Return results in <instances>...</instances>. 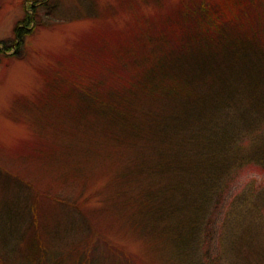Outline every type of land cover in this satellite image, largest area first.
<instances>
[{
  "label": "trees",
  "instance_id": "16d2710c",
  "mask_svg": "<svg viewBox=\"0 0 264 264\" xmlns=\"http://www.w3.org/2000/svg\"><path fill=\"white\" fill-rule=\"evenodd\" d=\"M167 2L132 7L125 29L92 30L47 63L48 106L36 107L47 135L16 154L81 186L99 156L110 206L130 232L170 246V261L264 264V0ZM31 22L0 40V57H17ZM243 173L246 196L232 187ZM28 241L3 264L71 256Z\"/></svg>",
  "mask_w": 264,
  "mask_h": 264
},
{
  "label": "rangeland",
  "instance_id": "374dc122",
  "mask_svg": "<svg viewBox=\"0 0 264 264\" xmlns=\"http://www.w3.org/2000/svg\"><path fill=\"white\" fill-rule=\"evenodd\" d=\"M155 1L0 0V40H10L16 26L26 25L21 22L27 16L33 28L17 57L11 56L13 47L0 57V264L18 260L32 237L38 238V250L71 255L60 264H177L166 254L170 246L130 232L117 216L118 207L107 200L111 173L99 156L95 161L101 167L93 160L82 174L87 183L81 186L70 179L64 185L63 172L44 175L46 167L29 168L20 161L24 155L16 154L47 135L43 127L48 114L36 110L37 105L48 106L40 77L47 63L64 56L72 42L92 30L125 29L132 7L139 13L153 12ZM177 1L168 0L166 7ZM251 179L239 174L233 190L246 196Z\"/></svg>",
  "mask_w": 264,
  "mask_h": 264
}]
</instances>
